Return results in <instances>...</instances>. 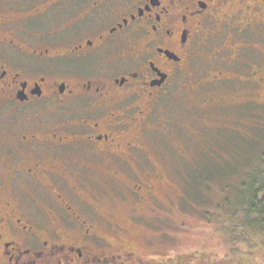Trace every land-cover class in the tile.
Listing matches in <instances>:
<instances>
[{
    "label": "flooded vegetation",
    "instance_id": "obj_1",
    "mask_svg": "<svg viewBox=\"0 0 264 264\" xmlns=\"http://www.w3.org/2000/svg\"><path fill=\"white\" fill-rule=\"evenodd\" d=\"M0 3L16 4L0 8V109L49 101L70 117L4 149L19 165L10 185L0 169V264H135L136 252L113 241L115 217L85 194L81 165L135 170L137 200L157 199L165 181L146 133L212 31L219 60L234 66L214 78L252 88L246 114L263 117L264 0Z\"/></svg>",
    "mask_w": 264,
    "mask_h": 264
},
{
    "label": "rangeland",
    "instance_id": "obj_2",
    "mask_svg": "<svg viewBox=\"0 0 264 264\" xmlns=\"http://www.w3.org/2000/svg\"><path fill=\"white\" fill-rule=\"evenodd\" d=\"M4 6L16 9L14 3H0V8ZM220 45L213 31L207 35L198 55L152 115L146 141L165 181L156 200H137L132 191L140 182L135 170H120L114 175L103 164H95L94 168L82 164L83 171L79 170L87 183L85 194L90 199L97 197L101 210L115 217L117 226L109 230L114 232L113 241L120 252H136L135 264H166L203 253L217 258L250 253L247 256L264 264V235L245 223L242 215H233L225 202V195L230 196L244 182H250L248 174L256 167L250 164L264 161L259 159L262 147L254 141L259 147L252 149V156L248 148L237 159L217 157L208 149L220 145L217 141L223 134L249 138L256 135L246 114L252 88L214 78L219 71L229 74L234 67L219 60V52H225ZM258 51L260 55L262 50ZM261 96L258 104L264 106V89ZM34 107L35 110L32 105L18 106L15 111L0 109V155L7 159L0 169L7 171L8 185L13 180L11 175H15L13 166L19 164L8 162L12 161L11 154L4 149L14 145L12 141L24 131L62 124L70 118L66 112L53 109L49 101H39ZM257 112L261 115L262 110ZM260 137L264 141L263 133ZM68 198L75 203V196L69 194ZM38 204L36 208L45 212V204ZM233 206L237 208L235 200Z\"/></svg>",
    "mask_w": 264,
    "mask_h": 264
},
{
    "label": "trees",
    "instance_id": "obj_3",
    "mask_svg": "<svg viewBox=\"0 0 264 264\" xmlns=\"http://www.w3.org/2000/svg\"><path fill=\"white\" fill-rule=\"evenodd\" d=\"M251 123L255 127V137H241L237 133L230 134L229 136L223 134L222 139L220 138L217 141L220 145L217 147H209V151L216 154L217 157L231 156V158L237 159L240 156H244L248 148L250 156H252V149L261 146L262 157L259 159L264 160V145H262L264 141L260 137L262 133L264 134V114L263 117H257V115L252 114ZM259 124H261V128L258 127ZM254 141H258L257 144L260 143V145H254ZM217 142L216 144H218ZM209 157L213 158L212 156ZM250 165L256 166L248 174L250 176V182L247 184L244 182L241 186L238 185L240 189L230 193V196L225 195L227 196L225 202L227 203V207H231L233 215H242L245 223H248L254 228H258L264 235V161ZM226 166V164L223 165L224 170H226ZM234 200L237 203V208L233 206ZM248 254L239 257L228 256L226 258H217L212 254L203 253L181 257L180 261L176 259L174 262L171 261L173 263L169 261L166 264H259L255 262L252 256H247Z\"/></svg>",
    "mask_w": 264,
    "mask_h": 264
}]
</instances>
